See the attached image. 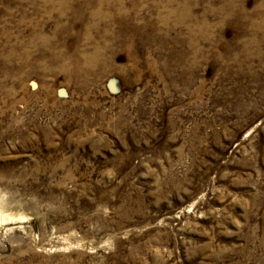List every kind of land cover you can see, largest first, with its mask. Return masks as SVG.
Segmentation results:
<instances>
[{"label":"rangeland","instance_id":"obj_1","mask_svg":"<svg viewBox=\"0 0 264 264\" xmlns=\"http://www.w3.org/2000/svg\"><path fill=\"white\" fill-rule=\"evenodd\" d=\"M0 216V264H264V0H0Z\"/></svg>","mask_w":264,"mask_h":264},{"label":"bare ground","instance_id":"obj_2","mask_svg":"<svg viewBox=\"0 0 264 264\" xmlns=\"http://www.w3.org/2000/svg\"><path fill=\"white\" fill-rule=\"evenodd\" d=\"M82 53V52H81ZM80 56V55H79ZM102 54L99 52V51H93L92 52V54H89V55H86L85 57H86V63L88 64V65H91L92 66V64L94 63V65L96 64V62H98V60H101L102 59ZM63 57V56H62ZM84 57V58H85ZM21 60V59H20ZM62 60V59H61ZM83 60V59H82ZM103 60V59H102ZM83 62V61H82ZM85 62V61H84ZM72 65V67H73V63L71 64ZM70 66V65H69ZM75 66V65H74ZM63 67V69H65V65L64 66H62ZM71 67V66H70ZM76 67V66H75ZM78 68V67H77ZM77 68H73V73H75V70L77 69ZM62 69V70H63ZM93 69V68H92ZM63 71H65V70H63ZM76 71H78V69L76 70ZM85 71V70H84ZM72 73V72H71ZM17 74V73H16ZM81 80V79H80ZM23 83V82H22ZM12 217V216H11ZM4 216H0V223L2 222L3 223V221H4ZM9 221V220H8ZM7 222V221H6Z\"/></svg>","mask_w":264,"mask_h":264}]
</instances>
